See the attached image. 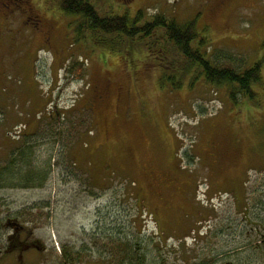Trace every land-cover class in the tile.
Listing matches in <instances>:
<instances>
[{
	"label": "rangeland",
	"instance_id": "rangeland-1",
	"mask_svg": "<svg viewBox=\"0 0 264 264\" xmlns=\"http://www.w3.org/2000/svg\"><path fill=\"white\" fill-rule=\"evenodd\" d=\"M218 1L93 0L128 18L199 11L208 57L247 67L264 53V0L212 13ZM14 7L0 15V166L25 151L0 182V264H57L64 251L117 264L133 249L144 264H264V64L236 102L201 77L188 88L189 73L161 87L150 55L75 39L57 0ZM12 218L39 246L20 260Z\"/></svg>",
	"mask_w": 264,
	"mask_h": 264
},
{
	"label": "trees",
	"instance_id": "trees-1",
	"mask_svg": "<svg viewBox=\"0 0 264 264\" xmlns=\"http://www.w3.org/2000/svg\"><path fill=\"white\" fill-rule=\"evenodd\" d=\"M57 7L67 16H75L70 25L78 41L86 45H89L87 42L102 43L110 50L131 47L141 55L154 58V65L165 70L158 79L161 87L170 85L172 89L181 88L185 75L189 73L188 88L191 89L193 81L201 77L214 87L226 85L229 98L236 102L237 94L249 93L253 96L251 85L259 84L262 80L264 53L247 67L234 63L228 56L208 57L205 48L208 36L197 28V20L201 14L199 11L193 19L179 22L175 17L164 13H156L145 19L142 10H137L131 18H128L127 11L101 13L93 0H57ZM261 46L264 48V41ZM23 142V146L26 145V139L23 138ZM17 149L18 152L21 151L20 155L25 151L23 147H14L10 153L14 154ZM11 154L8 155V164L0 166V182L8 180L6 178L15 168L18 158L16 155L15 158L11 157ZM123 249L127 250L125 246ZM131 251L130 254L129 251L124 252L117 264H144V258L135 249L134 252ZM60 258L57 264L81 261L79 251L69 254L64 251Z\"/></svg>",
	"mask_w": 264,
	"mask_h": 264
},
{
	"label": "flooded vegetation",
	"instance_id": "flooded-vegetation-1",
	"mask_svg": "<svg viewBox=\"0 0 264 264\" xmlns=\"http://www.w3.org/2000/svg\"><path fill=\"white\" fill-rule=\"evenodd\" d=\"M224 1H218L217 3L211 5L209 7V10H211L212 13L216 12L219 10L223 5ZM14 5H16V0H0V15L3 14L5 17H7L9 12L13 11L15 9ZM11 8L10 10L8 8ZM1 18V16H0ZM0 23H2L0 21ZM104 93L100 91H96V100L97 99H103ZM26 127V126H25ZM7 222L12 225V227H18L17 230H14L11 234H9V240H10V250H17V255H16V260H20L22 254L27 250V249H35L39 250V246L36 245L35 242L32 240H29V236L31 232L22 224H20L16 218L12 219H7ZM15 222H18L20 225H16ZM15 224V225H14ZM21 263V261H20Z\"/></svg>",
	"mask_w": 264,
	"mask_h": 264
},
{
	"label": "water",
	"instance_id": "water-1",
	"mask_svg": "<svg viewBox=\"0 0 264 264\" xmlns=\"http://www.w3.org/2000/svg\"><path fill=\"white\" fill-rule=\"evenodd\" d=\"M9 224H10V223H9ZM15 224H16V225H20L18 222H15ZM15 224H14V225H15ZM10 225H11V224H10ZM11 226H12V225H11ZM13 228H14V230H17V229H18V227H13Z\"/></svg>",
	"mask_w": 264,
	"mask_h": 264
}]
</instances>
